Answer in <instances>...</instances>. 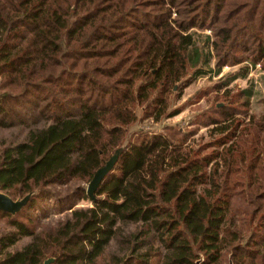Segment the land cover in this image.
<instances>
[{
    "label": "trees",
    "instance_id": "16d2710c",
    "mask_svg": "<svg viewBox=\"0 0 264 264\" xmlns=\"http://www.w3.org/2000/svg\"><path fill=\"white\" fill-rule=\"evenodd\" d=\"M246 63L264 69V0H0V128L44 117L0 152V192L29 195L0 211V264H264V100L255 116L252 91L228 89ZM224 66L242 67L199 118L209 141L129 134ZM117 150L92 201L82 184ZM63 184L69 212L43 224Z\"/></svg>",
    "mask_w": 264,
    "mask_h": 264
},
{
    "label": "rangeland",
    "instance_id": "374dc122",
    "mask_svg": "<svg viewBox=\"0 0 264 264\" xmlns=\"http://www.w3.org/2000/svg\"><path fill=\"white\" fill-rule=\"evenodd\" d=\"M205 33L209 34L210 32L206 30ZM246 64L249 66L247 77L245 79H236L228 86V89H231V95L243 89L251 90L250 113L259 116L262 113V101L264 100V69L260 63H257L258 66L255 64L256 66L254 65V67H251L249 63ZM240 67L242 66H224L218 76L197 79L192 85L183 90L179 99L175 101L176 106L184 105V109L179 115L173 118L163 119L158 123L149 120L140 122L137 126L129 129V134L135 133L137 130L149 135L162 133L166 126L179 129L182 132L189 131L194 127H199L198 134L194 137V143H206L210 139L209 128L202 127L199 123V118L205 115V113H208L213 107L222 106L220 99L216 97L220 96L223 91H216L214 87L227 80V78L231 74L236 73ZM28 110H30V108L26 110L29 114ZM30 113L33 114L34 111L30 110ZM43 118L42 116L36 121V119H31L27 116L25 119L26 123L17 122L12 127L0 128V152L7 146L25 140L28 128L35 127V123H37V126L43 125ZM82 186L86 187L87 185L82 184ZM72 187L73 185L67 184L53 185L50 187L51 194L47 199L40 202L39 209L35 212V215L39 217L43 224L63 219L69 212L67 208L71 204L64 205L63 199L67 198ZM73 203H75V208H86L91 205L88 201H74ZM3 228L4 225L0 223V233ZM28 241V239H22L18 243L17 248H20ZM114 249V246H111L110 252L114 251Z\"/></svg>",
    "mask_w": 264,
    "mask_h": 264
},
{
    "label": "water",
    "instance_id": "95a60500",
    "mask_svg": "<svg viewBox=\"0 0 264 264\" xmlns=\"http://www.w3.org/2000/svg\"><path fill=\"white\" fill-rule=\"evenodd\" d=\"M120 150H117L115 154L105 163L103 167L98 169L94 174L92 180L88 183L86 188V194L94 201V192L103 180V178L111 171L114 164L117 161ZM29 199V195L24 197L21 200L13 201L4 194L0 192V211H4L10 214H14L23 207ZM53 259H48L45 261V264H49ZM199 264V263H197ZM229 264H232L231 262Z\"/></svg>",
    "mask_w": 264,
    "mask_h": 264
},
{
    "label": "built area",
    "instance_id": "2783aa9c",
    "mask_svg": "<svg viewBox=\"0 0 264 264\" xmlns=\"http://www.w3.org/2000/svg\"><path fill=\"white\" fill-rule=\"evenodd\" d=\"M256 66V65H255ZM257 66H258V64H257Z\"/></svg>",
    "mask_w": 264,
    "mask_h": 264
}]
</instances>
